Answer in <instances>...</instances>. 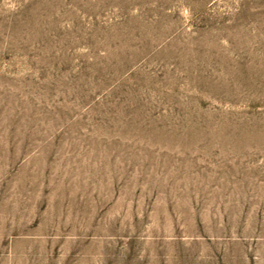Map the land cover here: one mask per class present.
Returning <instances> with one entry per match:
<instances>
[{
    "label": "rangeland",
    "instance_id": "obj_1",
    "mask_svg": "<svg viewBox=\"0 0 264 264\" xmlns=\"http://www.w3.org/2000/svg\"><path fill=\"white\" fill-rule=\"evenodd\" d=\"M0 264H264V0H0Z\"/></svg>",
    "mask_w": 264,
    "mask_h": 264
}]
</instances>
